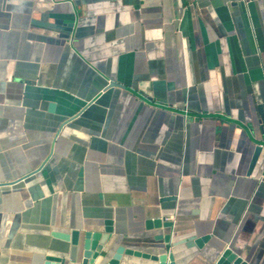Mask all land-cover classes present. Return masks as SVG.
<instances>
[{
	"label": "crops",
	"instance_id": "obj_1",
	"mask_svg": "<svg viewBox=\"0 0 264 264\" xmlns=\"http://www.w3.org/2000/svg\"><path fill=\"white\" fill-rule=\"evenodd\" d=\"M107 222L177 264H264V0H0V264Z\"/></svg>",
	"mask_w": 264,
	"mask_h": 264
},
{
	"label": "water",
	"instance_id": "obj_2",
	"mask_svg": "<svg viewBox=\"0 0 264 264\" xmlns=\"http://www.w3.org/2000/svg\"><path fill=\"white\" fill-rule=\"evenodd\" d=\"M117 85L116 83H112ZM171 227V223H165L162 219L156 218L149 220L146 223L147 228ZM110 223H106V227L102 233H84L81 242L79 241V233L73 232L68 235H56L64 241L76 247V254L73 259L67 261L60 257L47 256L44 264H125L123 256L142 258L149 261L151 264H177L176 258L171 250L163 251L162 253L149 254L141 253L130 249H125L121 245H115L112 239ZM155 240H162L171 248L177 245L184 244L186 247L196 246L202 247V244L207 240V237L194 239L193 237L182 239L176 242L170 241V235L156 236ZM213 264H245L242 259L237 256L231 249L225 248Z\"/></svg>",
	"mask_w": 264,
	"mask_h": 264
}]
</instances>
